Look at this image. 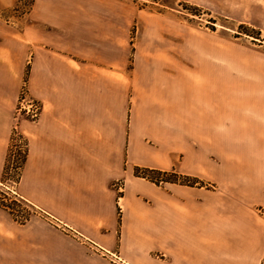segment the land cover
<instances>
[{
  "label": "crops",
  "instance_id": "0c3cea01",
  "mask_svg": "<svg viewBox=\"0 0 264 264\" xmlns=\"http://www.w3.org/2000/svg\"><path fill=\"white\" fill-rule=\"evenodd\" d=\"M208 1L262 25L263 0ZM134 16L34 0L21 27L0 17V183L24 83L41 105L11 186L35 210L0 207V264H264V45L159 13L131 50Z\"/></svg>",
  "mask_w": 264,
  "mask_h": 264
},
{
  "label": "rangeland",
  "instance_id": "374dc122",
  "mask_svg": "<svg viewBox=\"0 0 264 264\" xmlns=\"http://www.w3.org/2000/svg\"><path fill=\"white\" fill-rule=\"evenodd\" d=\"M34 0H14L12 6H4L0 4V17L5 20L7 23L14 24L18 28L21 27V19L29 12L31 5ZM129 4L134 8L136 12H140L141 16H134L133 20H130L129 28V43L130 49L134 48V43L136 36L140 32H155L157 31L158 24L155 21H147L145 18H153L159 13L171 16L177 19H183L184 22H187L192 27V31L205 30L213 31L218 29L221 32L226 33V35L232 36H241L244 40L253 43V44H262L264 45V14H256L255 18L262 25L252 24L248 21H243L231 15V13L226 12L223 7L224 3H217L208 0H128ZM264 1V0H263ZM204 4H202V3ZM210 5L211 7L207 6ZM143 15V17H142ZM144 18L145 24L142 25L141 21ZM151 20V19H149ZM129 66H132V57L130 56ZM25 83L22 85L24 87ZM26 89V86H25ZM20 90V92H21ZM14 118V114H13ZM24 119V118H20ZM18 119V123L20 121ZM27 119V118H26ZM14 123V119H13ZM18 125V124H17ZM14 128V127H13ZM13 131V130H12ZM19 134V133H18ZM14 137V136H13ZM20 143L17 148L24 149L23 142L25 141L22 135L19 134ZM15 138H13L14 149L15 147ZM17 150L10 156L8 161V175L2 179L0 184V192L5 194L7 198L13 197V181L12 176L14 177V164L18 160ZM135 167V166H134ZM133 167V168H134ZM159 174H154L159 180L158 183L165 182V179L169 177L168 170H161ZM134 173V172H133ZM135 175V174H134ZM137 176V175H136ZM142 177V176H139ZM145 178V177H143ZM147 179V178H146ZM149 180V179H148ZM5 182V183H4ZM7 182V183H6ZM153 182V181H152ZM3 184V185H2ZM181 184V183H180ZM114 186L119 189L122 187L121 182H114ZM10 191H9V190Z\"/></svg>",
  "mask_w": 264,
  "mask_h": 264
},
{
  "label": "trees",
  "instance_id": "16d2710c",
  "mask_svg": "<svg viewBox=\"0 0 264 264\" xmlns=\"http://www.w3.org/2000/svg\"><path fill=\"white\" fill-rule=\"evenodd\" d=\"M13 131H12V135H11V141H10V146L8 149V154H7V158H6V164L4 167V174L2 176V179L5 178V176L8 175V161L10 160V156L17 150H19L18 153V160H16L13 168H14V177L12 176V181L16 182L18 180L19 177V169L24 161L25 158V154H26V144L25 141L23 142L24 145V149L22 148H17L18 146L16 145L15 147L17 148L14 149V143L13 141ZM133 172L135 175L137 176H142L145 177L147 179H149L150 181L156 182L158 183L160 179H158L156 176H154V174H159L160 172H162L161 170L158 169H153V168H148V167H140V166H135L133 168ZM169 173V177L167 179H165V181H173V182H177V183H181V184H187V185H192L196 180L188 175H182V174H178L175 173L174 171H168ZM25 204V203H24ZM26 206H22V201L18 200L16 198H7L5 196V194H3L2 192H0V207L8 210L13 216L18 217V210L19 209H24V211L21 213L22 218H26L30 212H34L35 208H33L31 205L29 204H25ZM17 211V212H16Z\"/></svg>",
  "mask_w": 264,
  "mask_h": 264
},
{
  "label": "built area",
  "instance_id": "2783aa9c",
  "mask_svg": "<svg viewBox=\"0 0 264 264\" xmlns=\"http://www.w3.org/2000/svg\"><path fill=\"white\" fill-rule=\"evenodd\" d=\"M40 107L41 105L39 101L35 99H31L27 96L25 85H24V87L22 88L20 92L16 107L14 109L13 134H14V138H15L14 141L16 145L20 144V143H17V142H20V138H19L18 132L16 131L18 119L27 118L30 120H35L39 114Z\"/></svg>",
  "mask_w": 264,
  "mask_h": 264
}]
</instances>
